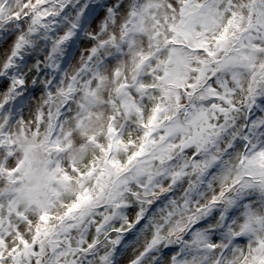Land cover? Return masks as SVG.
Instances as JSON below:
<instances>
[{
  "label": "snow or ice",
  "instance_id": "snow-or-ice-1",
  "mask_svg": "<svg viewBox=\"0 0 264 264\" xmlns=\"http://www.w3.org/2000/svg\"><path fill=\"white\" fill-rule=\"evenodd\" d=\"M0 264H264V0H0Z\"/></svg>",
  "mask_w": 264,
  "mask_h": 264
}]
</instances>
